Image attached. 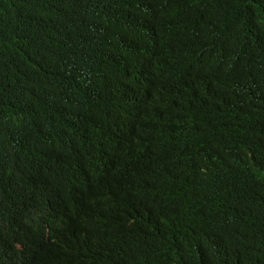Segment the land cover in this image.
<instances>
[{
	"label": "trees",
	"instance_id": "trees-1",
	"mask_svg": "<svg viewBox=\"0 0 264 264\" xmlns=\"http://www.w3.org/2000/svg\"><path fill=\"white\" fill-rule=\"evenodd\" d=\"M0 264H264V0H0Z\"/></svg>",
	"mask_w": 264,
	"mask_h": 264
},
{
	"label": "clouds",
	"instance_id": "clouds-1",
	"mask_svg": "<svg viewBox=\"0 0 264 264\" xmlns=\"http://www.w3.org/2000/svg\"><path fill=\"white\" fill-rule=\"evenodd\" d=\"M140 232H141V231H140ZM140 232L136 233V234L133 236L134 240H137V237H138V235H139Z\"/></svg>",
	"mask_w": 264,
	"mask_h": 264
}]
</instances>
